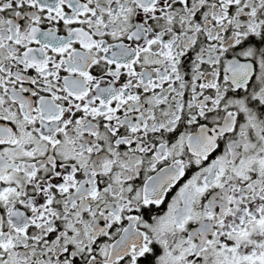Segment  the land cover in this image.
Wrapping results in <instances>:
<instances>
[{
  "label": "snow or ice",
  "instance_id": "obj_1",
  "mask_svg": "<svg viewBox=\"0 0 264 264\" xmlns=\"http://www.w3.org/2000/svg\"><path fill=\"white\" fill-rule=\"evenodd\" d=\"M0 264H264V0H0Z\"/></svg>",
  "mask_w": 264,
  "mask_h": 264
}]
</instances>
